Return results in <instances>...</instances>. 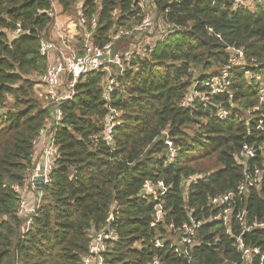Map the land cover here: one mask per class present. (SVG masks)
<instances>
[{"label": "trees", "instance_id": "trees-1", "mask_svg": "<svg viewBox=\"0 0 264 264\" xmlns=\"http://www.w3.org/2000/svg\"><path fill=\"white\" fill-rule=\"evenodd\" d=\"M80 1L89 21L97 15L99 46L110 41L113 29L131 27L144 15L140 0H0V264H81L91 232L106 227L117 233L104 253L106 264H153L156 258L162 264H238L237 236L260 250L254 264H261L264 226L255 224L264 223V174L259 187L235 198L232 234L209 205L210 197L236 190L245 171L263 162L264 6L234 9L232 0H155L158 18L174 29L132 59L110 102L104 98L107 72L79 80L74 97L62 105L51 180L24 231L13 187L35 167L34 141L49 121L36 91L50 60L40 52L41 41L53 38L54 2L73 15ZM18 23L23 32L12 38ZM229 46L244 50L241 64L230 65ZM226 68V91L197 99L195 109L180 106L193 88L208 93L205 83ZM110 108L122 111L113 145L105 139ZM165 130L178 149L173 162L166 161ZM245 144L257 153L241 164L237 155ZM190 175L200 177L185 191ZM147 180L168 187L160 199L165 218L157 227L151 224L158 200L140 196ZM244 210L251 227L245 232L236 218ZM190 218L207 220L191 258L176 253L169 239L156 247L157 238L170 235V225L182 227Z\"/></svg>", "mask_w": 264, "mask_h": 264}, {"label": "built area", "instance_id": "built-area-1", "mask_svg": "<svg viewBox=\"0 0 264 264\" xmlns=\"http://www.w3.org/2000/svg\"><path fill=\"white\" fill-rule=\"evenodd\" d=\"M232 2L234 9L240 7L254 8L256 5L264 6V0H232ZM55 3L53 4V10L49 12V15L55 20L51 30L53 38L42 39L40 47L41 54L48 56L50 59L46 71L39 77L38 84L45 88V94H39L47 98L49 113L48 128L42 129L34 141L36 149L41 146V162L40 164H35V167L22 185L17 184L13 187L19 197L18 215L26 219L24 231L28 230L32 216L35 214L42 197V191H39L35 184L36 179L42 177L43 185H46L51 180V173L59 158L56 133L63 120L62 105L74 97L75 88L79 80L94 71L107 72L108 75L104 83V98L110 102L111 95L118 85V77L124 74L132 59L136 56H143L153 50L157 42L174 29V24L164 23L160 19L158 20H160L162 26L156 25L153 14L156 8L155 0H140L139 6L144 14L142 20L131 27L113 29L110 41L104 46H99L94 43V33L98 26L97 15H94L89 21L82 9L83 2L80 1L77 6L76 20H63L59 16ZM154 30V37L149 39L148 34H151ZM210 31L212 30L210 29ZM22 32L21 25L18 23V28L11 34V37L16 38ZM77 33L81 40L79 49L73 45V40L76 38ZM123 38L130 41L128 46L122 49L120 43ZM227 49L232 55L230 65H237L243 62L244 50L242 48L229 46ZM67 76L68 89L61 92L64 78ZM205 85L210 89L208 93L199 92L193 88L186 93L180 102V106L195 109V101L197 99L208 101L211 95L226 91L231 85L228 69L226 68L223 73L212 77ZM36 91L37 93L39 92L38 89ZM261 100H264V93H262ZM121 115V110L110 108L109 115L105 121V139L108 144H114L113 128L120 123L119 118ZM222 115L227 116L228 111H222ZM260 129L264 131V121L262 120L260 121ZM162 138L168 147L166 161L173 162L177 156L178 149L169 137L167 130L162 132ZM259 149L263 154V162L260 167L245 171L244 179L236 190L209 198V205L219 211L214 218L225 223L229 234H232L231 215L235 207V198L243 196L251 187L260 186L261 178L264 174V142L259 146ZM256 153V148L245 144L239 151L237 159L239 163L246 164L250 158L256 156ZM199 177L200 175H190L184 180L183 189L186 191L190 182ZM167 191L168 187L162 180L157 182L147 180L140 192V196H154L158 200L154 220L151 224L153 227H157L159 223L164 221L166 212L160 199ZM30 194L35 196V203L32 206ZM245 215V210L236 215L238 222L243 226L244 232L251 228L246 224ZM206 221H196L190 218V222L183 224L182 227L175 228L170 225V235L164 238H157L155 245L156 247L163 246L164 241L161 239H169L172 242V246L175 247L176 253L191 258L190 252L197 244V231L201 223ZM255 226H264V223L255 224ZM90 237L89 249L87 254L82 257L81 264H106L104 253L107 251L108 243L117 239V233L113 229L106 227L93 230ZM236 241L242 254V261L238 264H254L255 257L261 255L260 250L247 246L241 236H237ZM136 245L139 246L138 243ZM261 259V264H264V258L261 257ZM153 264H162V262L156 258Z\"/></svg>", "mask_w": 264, "mask_h": 264}, {"label": "rangeland", "instance_id": "rangeland-1", "mask_svg": "<svg viewBox=\"0 0 264 264\" xmlns=\"http://www.w3.org/2000/svg\"><path fill=\"white\" fill-rule=\"evenodd\" d=\"M56 4V3H55ZM58 4V3H57ZM56 4V5H57ZM256 6H258V5H256ZM255 6V7H256ZM254 7V8H255ZM77 10H78V7H77ZM77 10L74 12V14L73 15H65L64 13H62V15L61 16H63L62 17V19L63 20H68V19H72V20H76V18H77ZM154 14V17H155V23H156V25L158 26V25H160V26H162V23L160 22V20H158L159 18H158V15H157V13L156 12H154L153 13ZM65 16H66V19H65ZM157 21H159V22H157ZM155 29V28H154ZM154 34H155V30H154V32L152 31L151 32V34H148V38L149 39H152L153 37H154ZM80 42H81V40H80V38L78 37V33L76 34V38L73 40V45H74V47L76 46L77 47V49H79L80 48ZM128 41H123L122 43H120V47L123 49V48H125V47H127L128 46V43H127ZM198 73H199V71H198V69H196L195 70V72H194V75H198ZM38 88V94L39 93H41V94H45V88H44V86H42V85H38L37 86ZM65 89H68V76L67 77H65L64 78V82H63V87H62V89H61V92H64V90ZM39 96L40 97H42L43 99H44V103H45V105L47 106V104H48V100H47V98L46 97H44V96H41L40 94H39Z\"/></svg>", "mask_w": 264, "mask_h": 264}, {"label": "crops", "instance_id": "crops-1", "mask_svg": "<svg viewBox=\"0 0 264 264\" xmlns=\"http://www.w3.org/2000/svg\"><path fill=\"white\" fill-rule=\"evenodd\" d=\"M56 4H57V2H56ZM56 8H57V11L59 13V16L62 18L63 17V16H61L62 13H63L62 7L59 4H57ZM65 19H66V16H65ZM68 20H72V19H68ZM48 126H49V121H48V124H47V128H48ZM35 151H36L35 152V157L37 159L35 164H40V162H41V153H42L41 152V146H38ZM29 197H30V203H31V206H32L35 203L34 202L35 201V196H34V194H30Z\"/></svg>", "mask_w": 264, "mask_h": 264}, {"label": "water", "instance_id": "water-1", "mask_svg": "<svg viewBox=\"0 0 264 264\" xmlns=\"http://www.w3.org/2000/svg\"><path fill=\"white\" fill-rule=\"evenodd\" d=\"M35 184H36L38 190H39V191H42L43 186H44V185H43L42 177H38V178L36 179V181H35ZM112 221H113V215H111V217H110V222H112Z\"/></svg>", "mask_w": 264, "mask_h": 264}]
</instances>
